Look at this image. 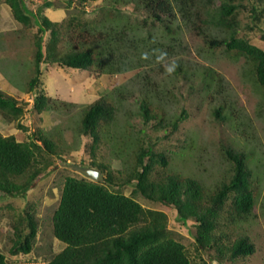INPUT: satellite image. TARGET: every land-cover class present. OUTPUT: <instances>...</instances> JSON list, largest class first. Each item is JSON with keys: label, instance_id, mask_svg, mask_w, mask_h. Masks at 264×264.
<instances>
[{"label": "rangeland", "instance_id": "rangeland-1", "mask_svg": "<svg viewBox=\"0 0 264 264\" xmlns=\"http://www.w3.org/2000/svg\"><path fill=\"white\" fill-rule=\"evenodd\" d=\"M25 1L31 11L41 10L40 24L46 30L45 42L50 36L46 19L66 24L71 16H77L88 25L93 24L96 30L102 28L103 23L107 27L112 23L109 13L114 12L111 10L114 0L88 2L83 8L76 1L68 6L69 0ZM219 2L216 0L213 6L217 7ZM234 4L241 5L236 15L239 37L264 51V14L260 20L250 15L251 4L260 9L262 4L255 0H234ZM116 7L121 10L116 21L128 24V38L145 39L151 35L150 44H159L154 52L159 50L163 58L114 75H97L92 71L75 73L43 64L37 91L42 90L45 95L68 103L69 107L38 115L31 108V96L22 92L33 73L36 28L18 26L10 18L8 6L0 3V13L7 16L0 33V71L17 90H10V96L19 104H26L19 123L7 122L0 116V134L13 136L18 142L45 136L55 141L60 149L67 150L60 158L52 157L54 165L37 178L25 196L0 198V251L10 264H43L60 252L63 246L53 237L51 215L58 205L65 177H82L72 166L86 167L91 161L106 165L105 173L112 174L114 189L118 190V184L126 179L125 174L135 162L137 147L143 142L145 148L150 147L153 153L169 159L167 171L195 179L203 186L206 196L212 195L233 175V164L225 151L246 156L245 164L252 174L255 191L251 213L241 219L233 218L228 200L216 218L213 236L219 239L204 249L195 241L194 220L184 224L174 208L151 203L141 196L137 200L145 208L165 213L167 230L183 245L190 264H264V94L254 83L250 66L243 58L234 59L221 49L210 50L205 46L204 33L218 39L228 33L224 29L199 21L193 28L178 17L170 23L172 33L161 24L150 25L151 21L143 28L140 21L147 16L144 11L136 12L132 5L125 9ZM169 46L172 50L165 54ZM176 63L184 67L185 75L176 74L175 70L168 72L169 66ZM202 68H210L221 78L219 94L215 93L216 76L210 87L202 85ZM102 95L111 98L117 113L113 123L99 130L100 142L92 150V138L81 136L78 126L83 108ZM144 99L151 104L158 119H163L161 127H156L155 120L144 124L139 116V105ZM220 104H224L222 114L227 116L226 120L215 115ZM184 112L186 117L177 130H173L171 124ZM119 170L122 173H117ZM161 170L162 167L155 164L151 178ZM131 190L132 187L127 186L122 192L130 195ZM27 214L33 216L37 225L33 249L28 256H20L14 262L7 252L13 239L12 225L21 221L24 234L28 233ZM241 237L248 238L254 252L232 260L227 249ZM219 255L222 261L217 260Z\"/></svg>", "mask_w": 264, "mask_h": 264}, {"label": "trees", "instance_id": "trees-1", "mask_svg": "<svg viewBox=\"0 0 264 264\" xmlns=\"http://www.w3.org/2000/svg\"><path fill=\"white\" fill-rule=\"evenodd\" d=\"M73 1L83 8L86 3L97 0H69L68 6ZM215 1L114 0L111 10L115 13H109L112 18L109 27L103 23L102 28L96 30L93 24L88 25L77 16H71L66 24L46 19L45 23L50 27L47 42L44 41L46 30L40 24V9L31 11L25 0H0V3L9 7L11 17L18 26L36 28L33 36V73L22 90L31 96V108L40 115L69 107L68 103L49 97L42 90L37 91L43 64L75 73L92 71L97 75H114L163 58L159 50L154 52L159 44L151 45V35L145 39L138 36L128 38V24H118L116 21L121 15L116 5L124 9L132 5L134 11H144L147 16L140 21L143 28L151 21L150 25L161 24L167 32L172 33L170 23L178 17L183 24L193 28L199 21L224 29L228 33L218 39L203 32L205 46L210 50L221 49L234 59L243 58L250 66L249 73L254 83L264 94V51L239 37L236 15L241 5L234 4V0H220L219 5L214 7ZM255 1L263 7L260 9L251 4L250 15L260 20L264 14V0ZM202 14L205 18L201 19ZM148 44L151 46L147 48ZM171 50L169 46L165 54ZM175 65V73L185 75L184 67L179 63ZM200 75L205 87H210L211 80L216 76L215 93L219 94L221 78L210 68H202ZM24 105L0 91V116L5 121L19 123L24 114ZM223 106L220 104L215 110L220 120L227 118L222 114ZM116 113L117 108L108 95L100 96L83 108L78 133L92 138V150L100 142L99 130L113 123ZM139 116L144 124L157 121V128L164 122L158 119V114L145 99L139 105ZM185 117L184 112L174 120L172 129L177 130ZM17 126L23 128L19 124ZM38 138L18 142L13 136L0 134V198L25 196L37 178L54 165L52 157L60 158L67 153L51 138ZM225 153L233 164V175L209 196L205 195L203 186L195 179L167 171L169 159L153 153L150 147L145 148L143 142L137 147L135 162L125 174L126 179L118 184V190L114 189L112 174L105 173L107 167L101 163L91 161L86 167L99 170L104 175L102 183L83 176H66L58 205L51 215L53 237L63 247L44 264H190L183 245L173 239L167 230L165 213L143 207L137 198L141 196L151 203L174 208L184 224L190 219L194 220L197 228L195 241L201 249L206 248L219 239L213 236L216 218L228 200L231 201L233 218L248 217L254 206L255 191L252 174L245 164L246 156L231 150ZM155 164H159L162 170L152 179L151 171ZM117 173L122 172L119 170ZM127 186L132 187L130 195L122 192ZM26 221V234L21 228V221L12 225L13 239L7 252L14 262L20 253L30 254L33 249L37 225L32 215L27 214ZM227 251L233 260L253 254L254 247L248 238L241 237ZM221 255L218 261H222ZM0 264H10L1 251Z\"/></svg>", "mask_w": 264, "mask_h": 264}, {"label": "water", "instance_id": "water-1", "mask_svg": "<svg viewBox=\"0 0 264 264\" xmlns=\"http://www.w3.org/2000/svg\"><path fill=\"white\" fill-rule=\"evenodd\" d=\"M72 169L81 174L83 177L96 183H102L104 181L103 175L97 169L79 166H72Z\"/></svg>", "mask_w": 264, "mask_h": 264}, {"label": "crops", "instance_id": "crops-1", "mask_svg": "<svg viewBox=\"0 0 264 264\" xmlns=\"http://www.w3.org/2000/svg\"><path fill=\"white\" fill-rule=\"evenodd\" d=\"M9 8V7H8ZM10 13V11H9ZM11 16V14H10ZM4 17H7L5 16V14L3 13H0V33L2 32L3 30V20H4ZM12 19V17H10ZM13 20V19H12ZM14 21V20H13ZM16 23V22H15ZM17 24V23H16ZM10 90H16V88H14L13 85L9 84V82L7 80H5L3 74L1 73L0 71V91L6 93L7 95L10 96V94L8 92H10ZM23 92V91H22Z\"/></svg>", "mask_w": 264, "mask_h": 264}, {"label": "clouds", "instance_id": "clouds-1", "mask_svg": "<svg viewBox=\"0 0 264 264\" xmlns=\"http://www.w3.org/2000/svg\"><path fill=\"white\" fill-rule=\"evenodd\" d=\"M175 68H176V65L175 64H172L171 66H169V68L167 69L168 70V72L169 73H171V72H173L174 70H175ZM95 169V168H94ZM29 254H19L18 256H16L15 257V261H18L19 260V258H20V256H28ZM17 258H18V260H17ZM22 258V257H21ZM13 259V258H12ZM44 264V263H43Z\"/></svg>", "mask_w": 264, "mask_h": 264}, {"label": "bare ground", "instance_id": "bare-ground-1", "mask_svg": "<svg viewBox=\"0 0 264 264\" xmlns=\"http://www.w3.org/2000/svg\"><path fill=\"white\" fill-rule=\"evenodd\" d=\"M33 88V87H32ZM17 121V120H16ZM5 197V196H4Z\"/></svg>", "mask_w": 264, "mask_h": 264}]
</instances>
